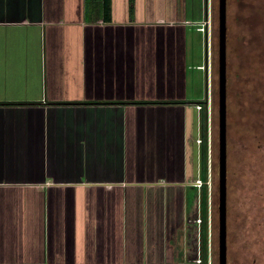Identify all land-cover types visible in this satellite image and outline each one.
I'll return each mask as SVG.
<instances>
[{
    "label": "crops",
    "instance_id": "obj_1",
    "mask_svg": "<svg viewBox=\"0 0 264 264\" xmlns=\"http://www.w3.org/2000/svg\"><path fill=\"white\" fill-rule=\"evenodd\" d=\"M208 11L0 0V264H204Z\"/></svg>",
    "mask_w": 264,
    "mask_h": 264
},
{
    "label": "rangeland",
    "instance_id": "obj_2",
    "mask_svg": "<svg viewBox=\"0 0 264 264\" xmlns=\"http://www.w3.org/2000/svg\"><path fill=\"white\" fill-rule=\"evenodd\" d=\"M212 26L209 240L219 264V0ZM227 264H264V0H227Z\"/></svg>",
    "mask_w": 264,
    "mask_h": 264
},
{
    "label": "water",
    "instance_id": "obj_3",
    "mask_svg": "<svg viewBox=\"0 0 264 264\" xmlns=\"http://www.w3.org/2000/svg\"><path fill=\"white\" fill-rule=\"evenodd\" d=\"M219 264H227V0H219Z\"/></svg>",
    "mask_w": 264,
    "mask_h": 264
},
{
    "label": "built area",
    "instance_id": "obj_4",
    "mask_svg": "<svg viewBox=\"0 0 264 264\" xmlns=\"http://www.w3.org/2000/svg\"><path fill=\"white\" fill-rule=\"evenodd\" d=\"M192 24L194 26H196L198 30L203 32L204 36L206 37V42H207V40L210 42L211 39H209V36H210V33H211V29H212V21L210 19L209 11L206 13V15H205V17L203 19L198 20V21H194V22H192ZM209 47H211V43H209ZM200 68L206 69V70L210 71V73H211V70H212L211 59L208 60L206 65L200 66ZM211 92L212 91L209 89L208 94H207V96L205 98V102H206L205 105H203V104H197L196 105L198 110H201L204 107L206 108V110L208 112V123H209V114L211 113V110H212ZM208 137H209V135H208ZM198 143H200V144L202 143V137L201 136H199V138H198ZM211 158H212V154H211V140H210V137H209V156H208L209 174H211V170H212ZM207 183L210 184V179L207 181ZM203 184H204V181L201 178H198L196 180V182H195V185L197 187H202ZM209 209H210L209 221H210V224H211V218H212V216H211V207H209ZM197 223H198V225H200L202 223L201 216L198 217ZM197 262H199V263L202 262L200 247H199V250H198ZM210 262H211V242L209 240V264H210Z\"/></svg>",
    "mask_w": 264,
    "mask_h": 264
},
{
    "label": "trees",
    "instance_id": "obj_5",
    "mask_svg": "<svg viewBox=\"0 0 264 264\" xmlns=\"http://www.w3.org/2000/svg\"><path fill=\"white\" fill-rule=\"evenodd\" d=\"M203 109H206L205 107ZM202 121H204V125L202 127L203 135H202V150H201V162L203 166V171L204 173L207 170V165H208V156H209V137H208V112L206 110V114L202 116ZM207 126V127H206ZM207 173V172H206ZM205 173V174H206ZM207 177V176H205ZM204 177V179H205ZM207 181V178L206 180ZM203 197H202V204H208V194L207 191L203 192ZM206 211L203 212L202 214V229H201V234H200V243H201V257H202V262L204 264H208V254H209V219H208V210L207 208L205 209Z\"/></svg>",
    "mask_w": 264,
    "mask_h": 264
},
{
    "label": "bare ground",
    "instance_id": "obj_6",
    "mask_svg": "<svg viewBox=\"0 0 264 264\" xmlns=\"http://www.w3.org/2000/svg\"><path fill=\"white\" fill-rule=\"evenodd\" d=\"M209 168V167H208ZM202 179V178H201ZM210 179V184L207 183V181ZM203 180V179H202ZM204 181V180H203ZM207 181H204V184H208L209 187H211V174H209V170H208V179ZM203 184V185H204ZM210 207V206H209ZM209 213H210V209L208 210V219H209ZM212 214V213H211ZM202 218V217H201ZM201 225V224H200ZM209 233H210V221H209ZM201 250V249H200ZM202 259V257H201ZM208 264H209V260H208Z\"/></svg>",
    "mask_w": 264,
    "mask_h": 264
}]
</instances>
